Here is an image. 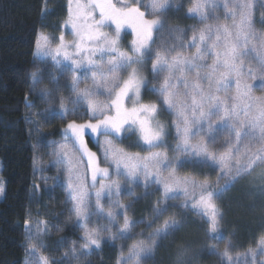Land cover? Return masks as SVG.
Here are the masks:
<instances>
[{
  "label": "snow or ice",
  "instance_id": "6c2138e0",
  "mask_svg": "<svg viewBox=\"0 0 264 264\" xmlns=\"http://www.w3.org/2000/svg\"><path fill=\"white\" fill-rule=\"evenodd\" d=\"M177 2L149 0L145 4L143 0H68L65 27L71 29L73 39L66 41L61 33L55 47L51 46L48 36L41 35L36 40L34 55L51 57L57 64L66 61L71 71L75 73L83 69V75L92 81L90 87L81 89L80 77L73 76L69 87L76 99L72 103L86 104L84 115L87 120L83 123L67 122L61 133L65 142L57 143L53 149V164L60 165L66 173L64 187L68 192L67 202L71 204L69 212L74 217L73 226L82 233L79 250L86 255L93 249H100L104 241L131 238L136 222L127 216V206L120 203L122 186L118 179H112L113 175H123L130 184L143 177L145 187L151 183L159 185L163 199L154 208L157 216L168 211V199L182 195V207L197 210L207 225L208 236L223 239L222 213L214 198L227 191L236 179L249 173L255 165L264 164V96L253 95L254 88H264V37L259 38L258 45L254 43L257 37L253 32L251 0H191L192 7L188 8L187 14L198 15L201 22L209 19L207 10H215L221 4L225 18L231 19L230 24H205L202 29H194L187 44L178 35L180 48L195 49L191 55L182 54L176 46L165 48L158 45L154 39L158 30L164 27L163 17L167 10ZM105 27H110L111 31H104ZM126 28L131 29L133 39L124 47V36L128 35L124 31ZM169 31L183 33L178 28ZM253 53L258 67L245 63L244 58ZM149 61L154 76L164 73L158 85L152 87L141 75V69ZM189 73L193 75L189 76ZM31 80L32 94L51 103L52 91L40 89L37 93L41 82L37 73H31ZM53 83H58L55 77ZM232 84L234 94L227 95ZM221 92L225 93L223 97L219 94ZM146 93L157 95V101L145 102L143 96ZM98 95L106 96V101L101 103L93 99ZM25 103L34 107L27 97ZM58 103L59 114L66 117L70 109L63 98ZM162 111L174 117L171 123L176 141L173 151L216 165L221 176L215 185L178 176L177 167L183 166L187 160L152 151L164 146L169 135L168 126L156 119ZM214 116L218 123H214ZM217 127H227L229 133L225 141L227 151L223 154L209 150V144L215 143ZM129 133L136 135V146L150 155L131 154L115 146L113 140L123 142ZM198 136L206 139H196ZM101 137L112 139L101 140ZM245 138L255 141L259 147L252 150L244 144L241 153L240 146ZM91 139L96 140L102 157L89 147ZM194 139L196 142L192 143ZM221 178L228 180L222 187L219 184ZM34 187L39 188V185ZM4 191V182L0 180V194ZM105 197L108 198L107 210L103 203ZM94 216L106 219L116 232L112 233L110 227H100L98 221H93ZM119 218L123 219L122 225ZM93 223L97 226H90ZM25 225L30 227V222L25 220ZM180 226L181 222L175 218L164 220L147 241L140 240L132 245L128 257L121 256L118 264H129L133 259L135 264H140L141 259L154 254L160 240L166 239ZM47 231V221H37L35 234L28 236L29 255L38 252V246L32 240ZM230 247L229 240L225 250L217 253L224 264H234ZM258 248L264 254V237L259 240ZM71 252H77L75 241ZM248 254L255 259V250L250 249ZM25 264L29 261L25 260ZM38 264H49L48 257L39 256Z\"/></svg>",
  "mask_w": 264,
  "mask_h": 264
},
{
  "label": "trees",
  "instance_id": "16d2710c",
  "mask_svg": "<svg viewBox=\"0 0 264 264\" xmlns=\"http://www.w3.org/2000/svg\"><path fill=\"white\" fill-rule=\"evenodd\" d=\"M191 6V0H178L167 10L163 17L164 27L154 35L156 44L178 48V35L187 40L194 29H200L202 22L195 15L187 14ZM253 6V28L264 35V5ZM67 12V0H0V180L5 187L0 197V264H25L28 236L34 235L31 229L37 227V221H47L48 231L32 241L37 244L40 253L48 257L49 264H118L129 245L135 240L147 241L164 220L172 218L181 222L180 228L160 240L154 254L144 257L142 264H224L217 253L225 250L229 240L234 264H257L264 257L258 248L259 240L264 237V205L244 192L246 188L239 185L243 180L241 177L227 191L214 198L222 213L223 239H211L205 231L207 225L203 219L168 202V211L157 216L154 208L162 200L159 192L132 183L131 195L126 189L121 194L128 195L119 197L120 203L127 206L129 219L136 222L131 230L132 238L104 241L100 249H93L87 255L79 250L81 231L73 226L74 217L69 212L71 204L67 202L68 195L62 179H56L51 168L42 169L43 165H39L36 158L38 153L50 149L62 139V129L67 122L75 120L83 123L87 117L83 114L80 118L71 113L62 117L57 107L51 111L44 109L40 96L31 92V73L41 75V70L49 72L51 67L50 62H39L34 55L38 34L57 33ZM212 15L216 22L229 20L225 18L222 4ZM176 28L183 30L182 35L169 31ZM125 37H129V41L133 39L131 33ZM179 49L182 51V48ZM189 51H192L191 47ZM145 78L150 87L153 75L148 66ZM41 81L47 83L45 74ZM26 97L34 107L26 105ZM143 97L153 100L155 95L146 93ZM158 116L164 121L163 125L168 126L169 135L164 146L152 150L163 151L168 157L174 156L171 118L166 111ZM113 142L130 153L148 152L136 146L133 135H126L123 142ZM89 147L97 150L95 139L89 141ZM185 160L188 162L177 167L181 175L216 184L220 174L214 164L199 159ZM227 182V178L219 180L221 187ZM25 220L30 222V227L25 225ZM99 220L100 225L110 226L106 219ZM74 241L77 245L75 254L71 252ZM250 249L256 251L254 260L248 254Z\"/></svg>",
  "mask_w": 264,
  "mask_h": 264
},
{
  "label": "rangeland",
  "instance_id": "374dc122",
  "mask_svg": "<svg viewBox=\"0 0 264 264\" xmlns=\"http://www.w3.org/2000/svg\"><path fill=\"white\" fill-rule=\"evenodd\" d=\"M67 2H68V0H67ZM148 2H149V0H145L144 3L146 4ZM251 2H252L253 5H260V6H261V4L264 5V1L263 0H251ZM215 10H211V9L207 10L208 14H209V19L207 21H205V22H202V24H200V29L204 28L205 24H217V23H220V24L229 23L230 24L231 23V19L230 18H228L229 19L228 21L224 20V21H221V22H216V20H213L211 17H214L212 14L214 13ZM195 16L200 20L198 15H195ZM67 17H68V12H67ZM67 17L64 20V22L60 25V30L57 33L52 34L50 32H40L38 34V37L41 36V35L48 36L51 39V41H52L51 46L55 47V44L57 42V38L60 36L61 33H63L64 36H65V40L70 42L73 39V36L71 34V29L69 27H65V21L67 20ZM104 31H111V30L108 29L107 27H105ZM124 31L126 33H131V29H125ZM253 32L255 33V36L257 37V39L254 41V43H256L258 45L259 44V38L260 37H264V35L258 33L254 28H253ZM183 37L184 36L182 35L181 36V40L185 44H187L191 37L187 38V40L183 39ZM127 38H129V37H125L124 36V40H123V45L122 46H127L128 43L130 42L129 40H127ZM166 42L168 43V41H165L164 43H166ZM179 44H180V40H179V43H178L177 51L181 52L182 54L191 55L192 53L195 52L194 48H192V51L190 52L189 51V47L182 48V51H181L179 49L180 48ZM173 54H175V53H173ZM35 57H36L37 61H39V62L48 61V62L51 63V67L49 69V72L41 70V72L43 74H41V75H40V73L38 74V76L40 77V81L43 79V75L44 74H45L46 79L48 81H47V83L41 81L38 84L37 93H39L40 89H47V90H50V91L53 92V97L50 98L52 100L51 103H45L44 100L42 99L43 102H44V109L52 110L54 107L59 108L58 101H59L60 98H63L66 106L70 109V113L72 114L74 112L75 114H72V115L79 116L81 118V116H83V114H84V110H86V104L83 103V102H80V103H77V104L74 105L72 103V101L75 100L76 97H75L74 93L71 91L69 85H70V82H71V80H72L74 75L80 77V79H81L80 88L81 89L86 88V87H90L91 84H92L91 79L89 77L83 75V71H84L83 69H81L80 71L75 72V73L73 71H71V66L66 61H63V62L57 64L55 61H53V59L51 57L36 56V55H35ZM254 57H255L254 53L251 54L248 57H245L244 58L245 63L246 64H251V66H253V67H258L259 65H258V63H257V61L255 60ZM208 62L211 63V58H209ZM146 66H148L150 74L153 75V73L150 71V69H151V62L150 61H149V64L145 65L141 69V75H143L145 77V68H146ZM121 75H125V74L121 73ZM163 75H164V73H161L159 76H154L153 75V83H152V85L150 87H152L153 85H158V82L163 78ZM191 75H193V73H189V76H191ZM54 77L56 78L58 83H53V78ZM97 79H99V77H97ZM255 83L259 84V81H255ZM234 91H235L234 84H232V85L229 86V91H228L227 95L234 94ZM219 94L221 95V97H223L225 95L224 92H221ZM253 95H255V96H264V88H254L253 89ZM93 99H95V100H97V101H99L101 103H104L106 101V96L98 95V96L94 97ZM143 99H144L145 102H156L158 97H157V95H155V98L153 100H152V98L151 99H149V98L145 99L144 97H143ZM169 117L171 118V123H172V121L174 120V117L172 115H170V114H169ZM156 119L161 124H164V121L161 120L159 118V116H157ZM213 121H214V123H218V118L214 116L213 117ZM126 135H133L134 138L137 141V137H136L135 134L129 133V134H126ZM173 135H174L173 136L174 137L173 140L175 141V131H174V129H173ZM215 137H216L215 143H210L209 144V150L214 152V153L223 154L224 152L227 151V146L225 145V141L229 138V133H228L227 127H217V130H216V133H215ZM201 138L206 139V137H203V136H198L196 139H201ZM104 139H111V137H101V140H104ZM196 139L192 140V143H195ZM63 142H65V141H64V139L62 137V139L59 142H57V143H63ZM57 143L52 145V147L50 149L44 150L43 153H40V154L38 153L36 160H37L39 165H43L42 169H47L48 167L51 168L52 171L55 173V178L58 179V180L62 179L61 183L64 185L66 183V173L64 172L63 168L60 165H54L53 164V161L55 159V157L53 156V149H54V147H55V145ZM175 143H176V141H175ZM244 144H248L249 147L252 148V150H255L256 148L259 147V144H257L255 141H249L247 138H245L242 141V144L240 146L241 153L244 152ZM115 146L117 148H120L116 144H115ZM96 151L102 157V155H103L102 151H100L98 149V147H97ZM153 152H163V151L155 150ZM131 154H139L140 156H148V155H150L149 152H146V153H141L140 152V153H131ZM174 156H180L181 159H192L190 157H184L180 153H177V152H175ZM174 156H171L169 158H172ZM218 171H219V174L221 176V172H220L219 168H218ZM176 174L178 176H181V177H189V176L181 175L177 170H176ZM164 175H167V172H165ZM112 179H118L119 180V182H120V184L122 186V190H121L122 192H125L126 189L128 191L130 190V192H131V184L128 183V181L125 179V177L123 175H120L119 177H117L116 175H113ZM240 179H243L239 183L240 187L246 188L244 190V192L246 194H251L249 196L256 197L257 201L260 202L261 205H264V164L255 165L250 170L249 173H246V174L242 175ZM137 183L145 186V182L143 181V177H141V179ZM147 187H151L152 189L157 190L159 192V194L162 196V199H163L162 189H161V187L159 185H157L155 183H151ZM89 190L90 191H94V190H91V189H89ZM66 192H67V189H66ZM2 195L3 194H0V197H2ZM67 195H68V192H67ZM120 195L121 196H119V197L121 199L122 197H124V196H126L128 194L124 193V194H120ZM166 202H168L171 206L176 207L177 209H181L182 211H185L187 213H191V214L201 218V216L198 214L197 210L192 209L190 207L189 208L182 207V204L184 202V197L182 195H179L175 199H168ZM103 203H104V205L106 207H108V198L107 197H105ZM263 209H264V207H263ZM92 219H93L94 222L98 221V225L100 227H110L112 233L116 232V228L113 227V226L100 225L99 217H95L94 216ZM122 221H123V219L119 218V223L121 225L123 224ZM90 226L95 227L97 225H96V223H93ZM31 230H32L31 233L35 234L36 228H32ZM107 234L108 233H104V235H107ZM81 235H82V233H80V236ZM132 236L133 235H131V238H132ZM138 241L139 240H135L131 245H129L122 256L123 257H128L130 248L132 247V245L136 244ZM32 243L35 244V242H33V241H32ZM41 255L42 254L40 253L39 249H38V252L35 255H29L28 254V242H27V257H26V260L29 261V264H38V258ZM261 258L262 259H260L257 262V264H262V262H264V257L262 256ZM129 264H135V259H133L132 261H129ZM140 264H142V259L140 261Z\"/></svg>",
  "mask_w": 264,
  "mask_h": 264
}]
</instances>
